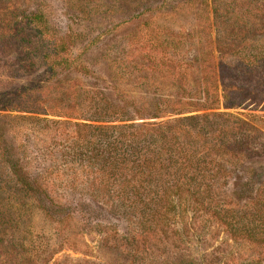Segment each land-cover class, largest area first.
<instances>
[{
    "label": "trees",
    "instance_id": "trees-1",
    "mask_svg": "<svg viewBox=\"0 0 264 264\" xmlns=\"http://www.w3.org/2000/svg\"><path fill=\"white\" fill-rule=\"evenodd\" d=\"M196 2H205L211 13L213 33L207 42L216 53L212 73L225 75L226 82L234 73L231 67L238 63L264 75V0H142L137 14L161 9L188 12ZM166 4H170L169 9ZM203 9L194 10V15ZM21 22L33 26L36 35L45 33L41 12L25 16ZM27 36L24 32L20 38L29 42ZM205 53V49H197L192 61L186 60L184 67H179L183 69L178 71L180 90H188L186 70L192 68L193 61L204 60ZM63 62L57 61L56 66ZM130 66L142 82H153L148 86L152 88H147L151 97L141 101L125 97L117 102L102 89H88L73 106L61 103V99L67 102V96L56 100L58 111L43 117L5 114L0 105V202L2 194L12 193H18L22 201L33 199L52 221L56 252L70 242L71 235H78L77 243L85 244L80 240L83 231H71L72 222L78 210L87 214L84 210L93 206L134 222L138 233L126 236L129 246L123 243L126 246L119 252L137 255L160 244L186 252L195 241L206 257L210 241L222 234L235 243L259 248V259L249 257L238 264H260L264 259V163L253 158L264 153V142L257 145L251 134L257 126L263 127L260 117L245 111V92L250 84L240 78L227 85L215 77L223 83L211 90L208 72L202 71L193 93L169 97L147 75L153 70L163 72V67L174 71L178 66L175 60L160 66ZM221 105L245 110L222 111ZM20 119L53 123L49 126L44 122L41 128L46 132L53 128L58 142L27 137L16 143L15 151L9 150L4 143L6 132L17 136ZM259 131L255 136L264 137L263 129ZM36 147L34 158L49 159L50 164L26 169L22 162L33 158L29 152ZM108 238L109 233L100 235L101 248L107 246ZM191 262L182 259L179 264Z\"/></svg>",
    "mask_w": 264,
    "mask_h": 264
},
{
    "label": "rangeland",
    "instance_id": "rangeland-1",
    "mask_svg": "<svg viewBox=\"0 0 264 264\" xmlns=\"http://www.w3.org/2000/svg\"><path fill=\"white\" fill-rule=\"evenodd\" d=\"M139 1L142 0H0V105L4 108L1 112L43 117L45 113L58 111L56 100L67 96V102L61 99V103L73 106L84 98V91L88 89H102L117 102H122L125 97L136 101L151 97L147 88L151 89L148 86H153V82H142L131 72L132 63L160 66L161 62L175 60L178 66L174 71L169 72L168 67H163V72L153 70L147 75H151L148 80L158 82L157 88L169 97L179 98L193 93L202 71L208 72L207 85L211 90L215 84L220 87L225 75H216L211 70L216 53L207 42L213 30L210 27L211 13L208 6L204 7L205 2H196L194 9L190 8L188 12L173 9L162 12L161 9L158 13L137 14ZM169 7L170 4H166V8ZM199 7L205 10L194 15V10ZM34 12H41L45 18L43 35H36L33 26L29 28L21 22ZM24 32L28 33L29 42L20 38ZM199 48L206 50L204 60L192 62V68L186 70L188 81L185 87L188 90H180L178 71L183 69H178L184 67L186 60L192 61V55ZM209 51L212 56H208ZM62 60L64 62L56 66V62ZM200 62L201 68H197ZM231 68L234 73L229 75L230 80L225 84L240 78L239 81L250 84L245 92L247 110L226 109L222 105L219 110H245L258 115L263 127L257 126L251 134L259 145L264 142L263 136H255L260 133L259 129L264 131V75L248 71L238 63ZM215 77L223 82L219 83ZM60 81L62 85H59ZM46 117L56 119V116ZM44 122L17 120L16 125L21 124L16 128L18 139L14 138L17 136L12 131H7L6 147L15 151L16 143L27 137L33 141L47 139V143L56 139L57 143L59 137L53 128L49 132L42 131ZM37 147L29 152L33 158L22 162L26 169L30 166L40 169L42 164H50L49 159L44 162L43 158H34L38 154ZM253 159L264 163V153ZM54 191L56 194V187ZM2 196L0 264H179L182 259L192 260L191 264H238L249 257L260 258L259 248L255 250L247 243H235L222 234L210 241L206 257L202 256V247L195 241L186 252L160 244L151 252L128 255L119 251L129 246L126 236L138 233L134 222L93 206L84 210L87 214L78 210L72 222L71 231H83L80 240L85 244L77 243L78 235H71L70 242L56 252L58 242L52 221L34 200L27 197L22 201L18 193ZM103 233H109V238L105 242L107 246L101 248L99 239ZM260 264H264V259Z\"/></svg>",
    "mask_w": 264,
    "mask_h": 264
}]
</instances>
